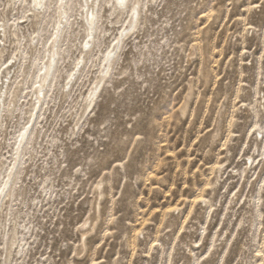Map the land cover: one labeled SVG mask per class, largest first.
Returning a JSON list of instances; mask_svg holds the SVG:
<instances>
[{"label": "rangeland", "instance_id": "rangeland-1", "mask_svg": "<svg viewBox=\"0 0 264 264\" xmlns=\"http://www.w3.org/2000/svg\"><path fill=\"white\" fill-rule=\"evenodd\" d=\"M105 5L70 92L86 39L74 0L56 80L2 211L0 264L7 247L8 264H264V0H141V21L88 108L126 27ZM28 7L0 0V21L18 31L0 40V90L12 81L3 173L28 127L54 22H28Z\"/></svg>", "mask_w": 264, "mask_h": 264}, {"label": "bare ground", "instance_id": "bare-ground-1", "mask_svg": "<svg viewBox=\"0 0 264 264\" xmlns=\"http://www.w3.org/2000/svg\"><path fill=\"white\" fill-rule=\"evenodd\" d=\"M26 1H28L29 6V17H27L28 22L30 19H33L35 21L34 24L38 26L41 23V19L44 18V20H48L49 18H51V16H53L54 22L51 25L52 32L50 38L44 44L45 52L43 61L40 67L38 66V74L35 82L36 87L34 91L35 102L33 104V109L30 112V118L27 123L28 127L26 129H23V136L20 134L17 138V148L15 150L16 153L14 158V164L5 173H3L2 170L0 171V179L2 178L0 186H3L5 183H7V194L5 196H0V233L3 228L4 230H6V226L1 222L2 211L5 207V204L7 205V201L10 202L11 200L13 191L16 186L18 175L20 174V167L22 164L23 155L27 148H29V146L32 144V137L34 135V125L38 119L40 111L42 110L43 103L47 98L49 89L51 88L52 83L56 80L57 72L59 70L58 67L61 63V56L62 54L64 55V51L66 50L65 42L68 39V36L66 35L69 32V28L73 26L71 22L73 16L71 17V12L73 11L74 0H63L62 4L60 0ZM77 4H79L80 6L79 12L81 13L82 22L85 25V42H87L88 47H85L84 42L82 46V60H79L80 62L76 64V72L74 74H70L72 76L69 75L70 81L65 85V87H69L70 92L73 90L74 85L77 83L78 75H80L84 71L87 64V60L93 56L98 31L101 28L100 14L102 12L103 5L106 4V8L109 5V7L114 12H119L120 15H126V27L123 26V28L121 29V32L115 40L114 48L109 50L108 53L104 55L103 70L101 72L100 80L97 83L96 88L91 93V101L90 103H88L89 108L94 105L93 103L99 91L98 89H100L99 86L105 81L107 77L111 75L112 67L116 63L118 58L117 51L121 50L122 48L121 44H123V37L125 36L126 38L129 34V31L135 30L138 27L140 20L141 0H124L123 5L120 3V0H77ZM133 9H135V11H133ZM5 22L0 21V40L2 44H4V38H7L8 33L9 35H11V37H18V31L16 29H11L9 32L7 31V25L5 24ZM89 36H92L91 40L88 39ZM2 54L3 50L1 49L0 44V64ZM16 64L17 61L10 68H8V75L11 74V69L14 68ZM7 78L8 77H6V79ZM11 83V80L9 82H3L0 90V129L3 124L5 101L10 89L12 88ZM86 235L87 234H84L83 238H85ZM8 242L9 240H7V244H9ZM7 252L9 258V255L11 253L8 247ZM8 258L5 259L6 264H8L10 261V258Z\"/></svg>", "mask_w": 264, "mask_h": 264}, {"label": "snow or ice", "instance_id": "snow-or-ice-1", "mask_svg": "<svg viewBox=\"0 0 264 264\" xmlns=\"http://www.w3.org/2000/svg\"><path fill=\"white\" fill-rule=\"evenodd\" d=\"M61 4L63 3V0H60ZM120 3L123 5L124 0H120ZM259 5H252V7H258ZM135 11V9H133ZM89 40L92 39V36L88 37ZM85 47H88L87 42H85ZM23 136V134H21ZM7 183H5L3 186H0V196H5L7 194ZM258 255H264V253H258Z\"/></svg>", "mask_w": 264, "mask_h": 264}]
</instances>
